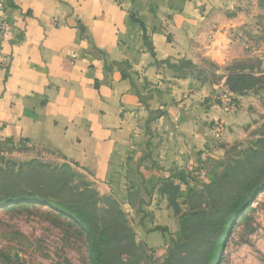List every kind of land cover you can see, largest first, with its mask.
Wrapping results in <instances>:
<instances>
[{"label":"crops","instance_id":"obj_1","mask_svg":"<svg viewBox=\"0 0 264 264\" xmlns=\"http://www.w3.org/2000/svg\"><path fill=\"white\" fill-rule=\"evenodd\" d=\"M247 3L258 0H0L13 26L0 149L75 168L138 242L166 250L183 214L179 173L214 157L259 97L231 93L224 72L245 39L262 53Z\"/></svg>","mask_w":264,"mask_h":264},{"label":"trees","instance_id":"obj_2","mask_svg":"<svg viewBox=\"0 0 264 264\" xmlns=\"http://www.w3.org/2000/svg\"><path fill=\"white\" fill-rule=\"evenodd\" d=\"M259 2L264 8V0ZM253 69L228 68V90L244 96L264 89L263 81L246 73ZM246 152L245 159L236 162L235 167L225 169L218 179L195 193H188L187 209L178 219L177 233L165 258L157 264L215 263L222 233L235 217H242L247 198L264 183V138ZM92 187L66 164L31 160L0 166V207L47 206L56 218L66 220L74 237L85 243L88 264H150L149 249L137 241L118 202L100 197ZM237 190L242 191L240 196Z\"/></svg>","mask_w":264,"mask_h":264},{"label":"rangeland","instance_id":"obj_3","mask_svg":"<svg viewBox=\"0 0 264 264\" xmlns=\"http://www.w3.org/2000/svg\"><path fill=\"white\" fill-rule=\"evenodd\" d=\"M256 5H259L261 10L255 11ZM245 10L248 11V17L253 19L249 26L258 27L256 38L264 41V8L258 0V4L247 3ZM245 41L251 44V47L248 45L237 51L233 63L225 68L226 77L229 74L228 68L232 71L235 67L253 66L254 69L246 73L264 82V44L258 46L262 48V53H255V39ZM202 67L205 76L219 71L213 65L205 64ZM257 93L259 97L247 111L248 115L242 118L238 129L231 130L223 143H217L221 147L218 153L205 163L186 166L179 173L178 181L182 185V213L187 209L191 192L195 193L211 180L218 179L225 169L235 167L236 162H242L247 155L246 151L256 148V142L264 138V89ZM232 103L235 109L228 110L236 113L237 104L235 101ZM220 133H223L222 127L217 125L215 134ZM7 162L21 164L27 161L18 158L11 149H0V166ZM71 169L89 182L83 173L73 167ZM241 194L242 191L237 190V195ZM252 194L247 198L242 217H235L227 231L222 233L219 239L220 253L215 257L214 264H264V183ZM100 197L112 199L111 196ZM177 230L169 238L168 247ZM149 251L150 264L161 263L167 254V249L164 248H151ZM88 259L85 243L74 237L66 226V220L56 218L47 206L24 204L0 207V264H88Z\"/></svg>","mask_w":264,"mask_h":264},{"label":"built area","instance_id":"obj_4","mask_svg":"<svg viewBox=\"0 0 264 264\" xmlns=\"http://www.w3.org/2000/svg\"><path fill=\"white\" fill-rule=\"evenodd\" d=\"M117 1V0H116ZM1 8V5H0ZM13 32V26L9 24L7 21H5L1 16H0V66L5 67L7 64V59L3 55L2 52V45L4 42L10 37V35ZM234 103L230 102L227 104L228 109H233L234 108ZM235 109V108H234Z\"/></svg>","mask_w":264,"mask_h":264}]
</instances>
